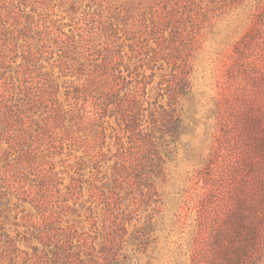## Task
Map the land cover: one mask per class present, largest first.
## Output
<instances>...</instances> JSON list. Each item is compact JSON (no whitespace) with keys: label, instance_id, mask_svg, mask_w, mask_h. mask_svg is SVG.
I'll list each match as a JSON object with an SVG mask.
<instances>
[{"label":"rangeland","instance_id":"rangeland-1","mask_svg":"<svg viewBox=\"0 0 264 264\" xmlns=\"http://www.w3.org/2000/svg\"><path fill=\"white\" fill-rule=\"evenodd\" d=\"M9 1L13 3L12 7L15 5L20 9L13 8L12 14L20 19L22 28V35L15 48L17 57L14 64L24 62L22 55L26 52L22 51L19 44L26 47L28 42H32L30 45L43 54L39 62L46 66L38 68L37 63L33 75L49 71L53 76H58L55 81L59 85L55 97L46 94L43 99L45 102L36 112L28 113L35 122L32 128L44 135L41 141L35 142L38 146L35 154L22 160L23 164L17 162L21 151L11 147L8 137L10 131L18 133V126H13L16 129L4 130L0 124V195L2 194L3 201H6V206L10 209L4 222V230L10 235H18V247L26 248L28 244L22 239L24 226L21 217L26 212L32 215L39 212L34 206L36 202L31 201L33 195H37L46 204L48 212L57 211L61 225L74 223L79 232L81 227L86 230L90 226L87 220L89 210L96 215L95 225L101 226L102 205H97L100 199H95L96 193L126 197L121 201L120 207H135V198L132 196H137V193L126 195L127 183L119 181L114 185L115 176H112L116 162L113 154L127 151L130 146L128 134L118 127L113 118H103L102 126L106 128L104 142L94 147V152L98 155L95 161L87 154L90 121L84 118L81 121L83 126L78 127L76 124L79 122L69 120L66 115L63 122L66 131L61 132L57 128L52 132L47 130V125L52 123L48 113L56 107L68 113L75 110L77 116L82 113L81 106L84 104L81 94L75 90L80 89L82 77H77L68 70L64 73L59 70L58 65L64 59L63 55L69 62L74 57L86 64L85 56L89 59L98 56L97 53L102 52L103 55L107 52L105 46L114 51L116 48L112 45L121 44L122 53H128L127 45L130 41L123 32L126 15L132 17L135 29H138L149 25L151 15L158 6L157 0H7L8 3ZM1 3L2 1L0 5ZM263 5L264 0H226L225 5L217 8H213L207 0L200 4L201 9L206 12L198 18L200 27L193 34L189 56L191 98L188 100L180 97L177 104L178 111L188 122L189 128L175 144L168 145V152H163L164 163L160 174L150 176L157 189V195L153 198L156 201L142 203L132 213L127 224L130 232L134 225L142 224L146 215L152 216L153 240L145 251L138 252L126 244L130 253L129 264L205 262V258L202 255L199 257L198 252L201 247L199 234L202 209H206V204L211 199L210 188L223 179L226 188L219 197L217 207L224 212L231 211L240 198L262 208L264 153L253 150V142L247 129L248 121L261 117L264 108V68L260 69L261 73L256 71L257 78H250L249 64H242L240 67L236 65L234 48L240 41L245 42V35L251 29L255 17L261 13ZM131 9L133 13L128 12ZM2 11V16L8 23L14 20L10 13L9 17L7 11ZM105 41H111V44L105 45ZM53 62L54 65L50 66ZM128 65L132 68V62ZM88 67L90 66L86 68ZM163 68L166 69L165 66ZM158 79L159 75L154 83ZM13 88L18 92V88ZM149 88L150 85L147 86ZM2 95L6 96L4 90ZM44 104L46 108H43ZM88 108L92 109L91 106ZM98 122L97 120L96 123ZM227 135H232V144L239 143V151L234 160L237 166L233 168L227 156ZM74 138L83 142L74 141ZM7 172L13 175L9 181L4 178L7 177L4 176ZM20 193L23 196L21 200L17 198ZM217 201L213 199V203L216 204ZM3 241L4 238L1 237L0 254L4 250L1 244ZM257 264H264V247Z\"/></svg>","mask_w":264,"mask_h":264},{"label":"trees","instance_id":"trees-1","mask_svg":"<svg viewBox=\"0 0 264 264\" xmlns=\"http://www.w3.org/2000/svg\"><path fill=\"white\" fill-rule=\"evenodd\" d=\"M0 1V124L4 130L16 129L13 126H18V133L10 131L8 137L11 147L21 151L17 162L23 164L22 160L35 154L38 147L35 142L41 141L44 135L32 128L35 122L28 113L36 112L45 102L43 99L46 94L55 97L59 87L55 81L58 76H53L49 71L37 73L36 77L33 75L37 63L38 68L46 66L39 62L43 54L30 45L32 42H28L29 37L26 47L19 44L22 51L26 52L22 55L24 62L14 64L17 57L15 48L22 35V28L20 19L12 13L13 8L20 9L15 5L12 7L11 1ZM202 1L204 0H157L158 7L151 15L149 25L138 29H135L132 17L127 14L123 32L130 41L127 45L128 53H122L121 44L112 45L116 48L114 51L105 46L107 52L103 55L102 52L97 53L98 56L89 59L85 56L86 64L74 57L69 62L63 55L64 59L58 65L59 70L63 73L68 70L77 77H82L80 89L75 90L81 94L84 105L81 106L80 116H77L75 110L68 113L58 107L49 111L52 123H47V130L55 132L58 128L61 132L66 131L63 125L66 115L69 120L79 122L76 124L78 127L83 126L81 121L87 118L91 124L87 154L96 161L98 155L95 154L94 147L102 145L105 136L106 128L102 126V119L106 116L113 118L130 139L126 152L113 154L116 158L113 184L125 182L128 185L126 195L137 193V196H132L135 198V207H120L121 201L126 197L96 193L95 199H100L97 205H102L101 226L95 225L96 215L89 210L87 220L90 226L86 230L81 227L79 232L74 223L61 225L57 211L48 212L46 204L37 195H33L31 201L36 202L34 206L39 212L36 215L26 212L21 217L24 226L22 239L28 245L20 248L16 243L20 239L18 235H10L4 230V222L10 209L1 194L0 238H4L1 243L4 250L0 254V264H129L127 243L138 252L145 251L153 240L152 216L146 215L142 224L134 225L130 232L127 224L132 213L142 203L156 201L153 198L157 195V189L150 176L160 174L164 163L163 152H168V145L175 144L189 128L188 122L179 113L177 104L180 97L188 100L191 98L189 56L193 34L200 27L198 18L206 12L201 9ZM207 1L213 8L226 4V0ZM2 10L7 11L9 17L10 13L14 20L8 23L2 16ZM128 12L133 13L132 9ZM260 12L246 33L245 42L240 41L234 48L236 65L240 67L242 64H249L250 78H257L256 71L260 72L264 68V5ZM25 18L29 19L27 15ZM108 44L111 41H105V45ZM130 62L132 68L128 65ZM87 66L90 67L86 68ZM158 75L159 79L154 83ZM149 85L150 88L147 89ZM13 87L18 88V92ZM2 90L6 96L2 95ZM74 98L77 99V96ZM43 108H46L45 104ZM93 116L96 117L92 119ZM94 124L96 127H93ZM247 130L253 142V150L264 153V108L261 117L248 121ZM231 136L227 135L225 143L228 145V160L233 168L237 166L234 160L239 151V143L232 144ZM74 141L83 142L75 138ZM6 175L4 178L8 181L13 176L8 172L4 174ZM225 184L223 179L210 188L211 199L207 202L206 209H202L199 234L201 247L198 252L199 257L202 255L206 261L202 263L204 260H201L198 264H257L264 247V203L261 202L260 208L238 198L235 209L224 212L217 204L225 191ZM17 198L23 199L21 193ZM213 199L218 200L216 204ZM64 205L69 207L66 203Z\"/></svg>","mask_w":264,"mask_h":264}]
</instances>
